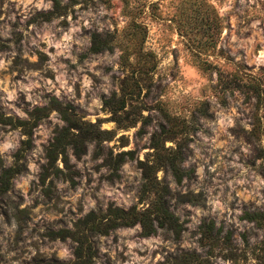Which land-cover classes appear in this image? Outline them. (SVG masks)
Wrapping results in <instances>:
<instances>
[{"label":"rangeland","instance_id":"1","mask_svg":"<svg viewBox=\"0 0 264 264\" xmlns=\"http://www.w3.org/2000/svg\"><path fill=\"white\" fill-rule=\"evenodd\" d=\"M57 1L0 0V264H264V0ZM139 160L177 226L100 232Z\"/></svg>","mask_w":264,"mask_h":264},{"label":"trees","instance_id":"2","mask_svg":"<svg viewBox=\"0 0 264 264\" xmlns=\"http://www.w3.org/2000/svg\"><path fill=\"white\" fill-rule=\"evenodd\" d=\"M55 1V8L59 7V3L57 0ZM95 50H98L99 47H96V45H93L92 47ZM69 121V120H68ZM70 128H76V125H69ZM65 143V135L59 134L57 137H55V141L50 145L47 151V157L49 160H53L55 157L56 151L64 146ZM123 154H129L132 156L133 152L132 151H127L123 152ZM139 163L143 167V172H144V177L148 180V183L150 186L156 187V193L158 194L155 199L151 202V207L146 208L141 212H135L133 209L129 211H124L122 209L118 208H109V214L112 213L113 217L108 218L105 221L104 228L101 229L100 232L102 233H107V231L111 228H114L118 225H133L136 222H139L143 228V232L145 234H150L153 230V221L156 220L158 222L159 226H167L169 228H175L177 226V219L173 215L172 212L169 211L167 207L166 200L164 198V193L167 192V188L165 186H158L159 182L154 181L151 178V171L154 169V164L153 163H144L143 161L139 160ZM65 164H66V159H65ZM167 164L173 174V176L179 181L181 177L184 174H189L190 171H183L179 164L177 163L175 157H168L167 158ZM11 171L10 169L4 170L0 176V191H5L8 189V181L7 179L5 180L4 176L7 175ZM99 227H93V230H99ZM61 237H65V235L61 232ZM77 241L80 242V240L77 239ZM82 243V242H81ZM82 248V245L80 246V249ZM80 249L79 252H80ZM88 249L90 248V244H88ZM84 264H91L90 259H87L84 261Z\"/></svg>","mask_w":264,"mask_h":264}]
</instances>
